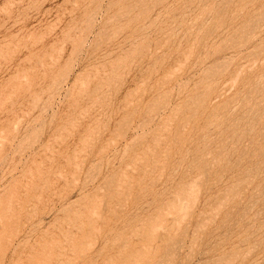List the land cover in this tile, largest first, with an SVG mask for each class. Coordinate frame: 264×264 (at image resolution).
<instances>
[{
  "label": "rangeland",
  "instance_id": "rangeland-1",
  "mask_svg": "<svg viewBox=\"0 0 264 264\" xmlns=\"http://www.w3.org/2000/svg\"><path fill=\"white\" fill-rule=\"evenodd\" d=\"M0 264H264V0H0Z\"/></svg>",
  "mask_w": 264,
  "mask_h": 264
}]
</instances>
